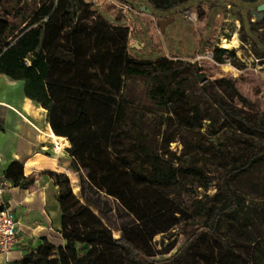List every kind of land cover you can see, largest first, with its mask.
I'll list each match as a JSON object with an SVG mask.
<instances>
[{
  "label": "trees",
  "instance_id": "1",
  "mask_svg": "<svg viewBox=\"0 0 264 264\" xmlns=\"http://www.w3.org/2000/svg\"><path fill=\"white\" fill-rule=\"evenodd\" d=\"M147 1L169 12L192 0ZM88 12L85 0H0V76L22 82L24 96L47 112L53 141H69L79 179L76 195L66 173H42L56 190L64 247L46 242L18 264H264V202L235 187L254 173L264 179V117L233 80L206 81L188 94L197 66L135 60L128 30ZM133 78L154 107L167 110L160 124L127 97ZM178 136L184 149L210 159L185 162L184 151L170 149ZM4 177L24 190L34 185L23 163ZM190 178L215 183L216 192L185 243L159 259L175 245L161 253L155 237L191 219L168 195ZM111 199L133 217L119 238L107 223Z\"/></svg>",
  "mask_w": 264,
  "mask_h": 264
},
{
  "label": "rangeland",
  "instance_id": "2",
  "mask_svg": "<svg viewBox=\"0 0 264 264\" xmlns=\"http://www.w3.org/2000/svg\"><path fill=\"white\" fill-rule=\"evenodd\" d=\"M85 2L89 7V15L104 19L111 26L128 30L129 53L133 59L151 62L167 59L175 63L194 64L198 68V73L192 74L193 86L187 88L188 94L200 93L206 81L233 80L243 96L264 117V11L258 10L259 6L264 4V0L256 3L240 0H192L189 4L169 12L154 10L147 0H85ZM142 6H146L152 13L141 11ZM168 19H173V22L162 32L158 21ZM235 38L239 40V48L222 50L223 41H233ZM135 45L139 48L137 49ZM196 80L198 81L195 84ZM126 85L127 97L136 105L146 107L148 111H145V115L150 119H158L160 124L162 117L168 115L167 110L157 109L149 102L144 94L143 81L133 78L126 80ZM140 96L143 97L140 99ZM0 100L12 104L13 107L8 104L2 105L17 109L23 114L31 112L44 119L47 115L38 105L25 98L22 82L6 76H0ZM27 108L29 112H25L24 109ZM5 109L8 108L0 106V117L5 114ZM5 115L8 119L7 132L12 133L14 127L9 122L11 116L9 113ZM159 126L162 131L165 129ZM40 132L44 134L42 130ZM45 135L53 141L51 132ZM54 144L59 146L55 142ZM170 149L176 152L177 156L184 151L185 162L194 161L199 166L202 165L204 158L210 159L190 148L184 149L179 136L171 144ZM1 166H4L3 162ZM208 169L209 175H214L216 167L212 161L209 162ZM68 173L74 185V193L79 195L78 176L72 170ZM235 187L249 201L264 202V179L261 174L245 176L235 184ZM215 192V183L206 188L202 182L192 178L180 181L168 192L170 198L179 204L191 219L183 221L180 226L168 233L155 237L154 246L161 253L175 245L170 254L161 255L159 259L170 257L185 243L193 228L201 223L198 211ZM105 208L110 216L107 223L112 227L114 236L119 238L121 236L119 228L129 224L133 217L120 208L114 199H111Z\"/></svg>",
  "mask_w": 264,
  "mask_h": 264
},
{
  "label": "crops",
  "instance_id": "3",
  "mask_svg": "<svg viewBox=\"0 0 264 264\" xmlns=\"http://www.w3.org/2000/svg\"><path fill=\"white\" fill-rule=\"evenodd\" d=\"M2 104H12L0 100V106L8 108L5 109V114L9 113L11 116L9 122L14 131L7 132L8 119L5 114L2 115L0 176H4L11 164L19 162L24 164L25 177L34 179L33 187L27 190L16 187L5 179L7 187L0 196V207L7 206L12 209L19 223L17 246L7 256L0 254V264H18L24 256L36 252L46 242L56 247H64L61 235V208L56 190L53 180L42 173L54 171L69 174L72 157L68 152L70 144L66 138L59 137L66 140V146H57L45 135L52 132L47 115L44 119L31 112L23 114ZM24 110L29 112L28 108ZM2 162L4 166H1Z\"/></svg>",
  "mask_w": 264,
  "mask_h": 264
},
{
  "label": "built area",
  "instance_id": "4",
  "mask_svg": "<svg viewBox=\"0 0 264 264\" xmlns=\"http://www.w3.org/2000/svg\"><path fill=\"white\" fill-rule=\"evenodd\" d=\"M7 181L0 176V196L4 194ZM19 223L12 211L7 206L0 207V254L9 255L18 243ZM6 264V263H3Z\"/></svg>",
  "mask_w": 264,
  "mask_h": 264
},
{
  "label": "water",
  "instance_id": "5",
  "mask_svg": "<svg viewBox=\"0 0 264 264\" xmlns=\"http://www.w3.org/2000/svg\"><path fill=\"white\" fill-rule=\"evenodd\" d=\"M259 11H264V4L263 5H260L259 8H258ZM141 11L145 12V13H148V14H151L152 11L150 9H148L146 6H142L141 7ZM118 18H120V15L118 16ZM171 22H173V19H168V20H159L158 21V24L160 25L161 27V31L164 32L165 31V28L167 25H169ZM135 47L138 49V45Z\"/></svg>",
  "mask_w": 264,
  "mask_h": 264
},
{
  "label": "bare ground",
  "instance_id": "6",
  "mask_svg": "<svg viewBox=\"0 0 264 264\" xmlns=\"http://www.w3.org/2000/svg\"><path fill=\"white\" fill-rule=\"evenodd\" d=\"M221 48L225 50H233L239 48V40L236 38L233 41H223Z\"/></svg>",
  "mask_w": 264,
  "mask_h": 264
}]
</instances>
